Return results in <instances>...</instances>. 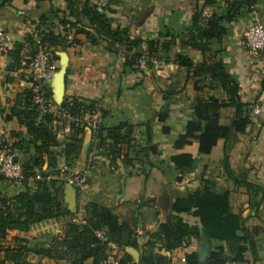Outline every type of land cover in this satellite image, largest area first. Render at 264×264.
Instances as JSON below:
<instances>
[{
  "label": "crops",
  "instance_id": "0c3cea01",
  "mask_svg": "<svg viewBox=\"0 0 264 264\" xmlns=\"http://www.w3.org/2000/svg\"><path fill=\"white\" fill-rule=\"evenodd\" d=\"M241 1L0 0V30L10 43L0 61V143L13 140V133H17L23 141L24 149L20 150L23 160L34 154L26 128L11 110L19 97L17 107H24L23 96L28 92L25 59L40 49L46 34L58 41L47 44L56 56L58 68L66 58L63 100L76 98L100 103L104 130L124 122L135 126L130 141L120 146V155L114 162L97 147L95 133L82 127L72 171L87 167L92 149L98 148L100 155L88 171L86 186L80 192L75 191V205L70 208L71 187L64 183L57 195L62 193L63 206L69 213L31 224L24 233L23 244L29 249L48 248L52 238L64 235L68 222L83 223L88 205L94 203L111 209L118 222L125 223L131 231L130 245L119 247L121 258L126 252L133 262L140 264L143 256L152 253L162 256L165 264H186V254L195 253L198 263L204 264L209 243L198 217L192 212L172 211L171 203L194 192L226 193L231 212L238 215L253 235V244L246 240L224 242V256L228 260L239 247L244 248L245 262L226 264H264V109L254 115L250 108L264 89V50L251 53L241 45L250 24H264V0H251L247 5L240 4ZM93 9L101 11L112 26L124 29L129 40L138 41L136 46H128V52L135 50L149 58L146 71L123 69L122 57L127 48L97 32L90 23L89 11ZM225 12L233 17L224 22L219 35L202 37L197 27L205 29L212 17ZM15 45H20L17 59L11 56ZM178 56L188 58L190 67L179 65ZM216 64L234 78L239 101L249 107L248 124L236 134L227 151L230 174L223 167V138L207 154L197 153L196 141L180 150L172 146L192 119V106L198 98L215 97L227 103L219 109L218 121L228 125L232 120L235 102L215 76L218 68L209 69ZM48 87L55 98L52 76ZM35 120L43 121V115L37 113ZM47 128L49 156L41 155L42 168L50 162L57 169L66 164L64 146L70 134L69 125L52 119ZM147 131L151 143L163 154L191 153L195 159L193 168L180 173L169 160L147 164L142 154L148 141ZM245 183L259 188L248 189ZM26 189L32 191L34 183L0 178V196L13 197ZM176 222L189 230L197 228L198 234L189 235L180 246L169 247L159 226ZM128 248H134L137 257ZM24 261L70 264L69 260L39 256L32 251L26 252ZM83 264L97 263L87 258ZM125 264L131 261L126 259Z\"/></svg>",
  "mask_w": 264,
  "mask_h": 264
},
{
  "label": "trees",
  "instance_id": "16d2710c",
  "mask_svg": "<svg viewBox=\"0 0 264 264\" xmlns=\"http://www.w3.org/2000/svg\"><path fill=\"white\" fill-rule=\"evenodd\" d=\"M250 1L242 0L240 4L247 5ZM89 17L91 25L94 26L97 32L111 38L119 46L127 48L122 57L123 69L140 70L135 65V60L139 56L146 58L149 68L150 61L144 53L135 50L131 53L128 52L130 50L128 46L132 45L134 47L138 44V41L129 40L124 29L119 26H112L109 19L101 11L93 9L89 11ZM232 17L233 15L230 12L212 17L205 29L197 27L199 31L201 30L200 35L206 39L216 34L219 35L224 22H229ZM56 42L58 41L46 34L42 37L40 49L48 51L51 57L56 59L54 52L49 50L47 45ZM18 47L20 45H15V50L11 53L13 59L18 58ZM28 57L25 59V65ZM177 62L181 66L190 67L189 59L186 57L178 56ZM217 68L218 71L215 76L219 78L223 89L230 95L231 101L235 102V113L232 120L228 125L220 124L218 121L219 109L227 106V103L215 97L198 98L192 106V119L186 123L183 133L173 140L172 146L175 150H180L184 146L191 144L192 141H196L197 153L207 154L216 141L223 138L225 140L223 167L230 174L227 151L235 141L236 134L245 130L248 124L247 114L249 107L239 101L234 78L224 72L220 64H216L214 67L209 66L212 71H216ZM47 95H52L48 86ZM23 98L25 101L23 109L17 107L19 106V97L15 107L11 110V114L16 116L19 119V123L26 128L27 134L30 136L28 144L34 149V154L28 160H23L21 157V163L26 176H33L36 171H39L43 179L33 181L34 189L32 191L26 189L13 197L0 196V264H4L6 261L11 264H27L24 261V257L28 251H32L39 256L66 259L70 261V264H83L87 258H92L98 264L104 255L105 248L96 238L95 230L105 229L108 238L119 247L130 245L128 238L131 231L125 223L118 222L116 215L111 209L94 203L88 205V216L83 223L68 222L65 225L64 235L52 238L51 245L48 248L29 249L23 244L25 242L24 233L27 232L31 224L69 213L63 206L62 193L57 195V190H61L64 182L58 179L45 178L47 174L55 172V169L52 168L54 167L53 163L49 162L45 169L42 168L41 155L47 154L49 156L47 147L50 132L47 128V123L52 121L53 118L46 114L43 115V121L37 122L35 120L37 111L28 101L29 91ZM94 103L73 98L64 99L61 106L68 109L70 114L74 116L85 109L91 108ZM6 117L8 118L9 115ZM59 120L65 121L69 125L70 134L64 146V156L65 163L72 165L78 154L80 138L77 136L82 134L84 125H81L80 121L73 118L67 121L64 119ZM134 129V124L125 122L105 130L100 127L95 132V137L98 140L97 147L105 151L111 162H114L120 155V146L130 141ZM103 132H105L104 136ZM147 135V144L142 148V154L147 164L158 165L169 160L180 173L193 168L195 159L191 153L163 154L157 145L151 143L149 131H147ZM106 140L108 141L106 142ZM22 143L23 141L19 135L13 133V140L1 142L0 147L2 145H10L20 153V150L24 149ZM25 149V152H28L27 147ZM0 178L3 177L0 176ZM26 182L27 180L25 179L22 183ZM244 186L254 190L259 188L251 183H245ZM191 208H194L193 211H191ZM171 210L175 212H192L198 217L209 243L204 264L245 262L244 248L242 247L237 249L230 260L224 256L225 241L246 240L253 244V235L249 228L240 221L238 215L231 212L226 193L220 195L213 192H194L185 198L176 199L171 203ZM159 230L167 240L169 247L180 246L189 235L197 236L198 234L197 228L189 230L180 222L173 223L170 226L161 224ZM126 259L131 261V264H137L124 252V256L121 258L123 264H125ZM185 260L186 264H200L195 253H187ZM140 264H165V260L160 255L149 253L141 258Z\"/></svg>",
  "mask_w": 264,
  "mask_h": 264
},
{
  "label": "built area",
  "instance_id": "2783aa9c",
  "mask_svg": "<svg viewBox=\"0 0 264 264\" xmlns=\"http://www.w3.org/2000/svg\"><path fill=\"white\" fill-rule=\"evenodd\" d=\"M251 4L249 7L252 8ZM243 45L251 53H260L264 50V24L252 23L243 33L241 40ZM10 43L6 34L0 30V61L1 57L9 50ZM135 65L142 71L148 69L147 60L144 56H139L135 60ZM26 72L28 75V101L40 115H50L54 120L75 119L80 121L91 132L95 133L101 126L103 113L100 103H94L91 108L81 111L80 114L72 116L68 109L57 103L52 95H47V86L49 78L58 70V65L55 59L51 57L46 50H37L32 53L26 62ZM264 89H262L253 103L250 105L251 112L254 115H259L264 109ZM99 150L94 148L88 156L87 167L79 172H73L72 165L62 164L55 169L54 173L46 175V179H58L64 183L71 185L75 191H82L87 184V174L89 169L99 159ZM21 154L18 150L10 145H2L0 147V176L4 179L22 183L27 181L42 180L43 176L39 171H36L33 176H26L21 163ZM96 238L104 245L105 251L103 257L98 264H123L119 254V246L108 238L105 229H97L94 232Z\"/></svg>",
  "mask_w": 264,
  "mask_h": 264
},
{
  "label": "water",
  "instance_id": "95a60500",
  "mask_svg": "<svg viewBox=\"0 0 264 264\" xmlns=\"http://www.w3.org/2000/svg\"><path fill=\"white\" fill-rule=\"evenodd\" d=\"M65 72H66V58L64 57L61 60V66L58 70L52 75L54 81V94L53 98L57 103H61L63 100V92L65 87ZM69 185V184H68ZM70 190L68 192L69 198V207L73 208L75 205V189L70 185ZM131 255L137 257V251L134 248H128L127 250Z\"/></svg>",
  "mask_w": 264,
  "mask_h": 264
},
{
  "label": "rangeland",
  "instance_id": "374dc122",
  "mask_svg": "<svg viewBox=\"0 0 264 264\" xmlns=\"http://www.w3.org/2000/svg\"><path fill=\"white\" fill-rule=\"evenodd\" d=\"M252 222H253V223H256L257 221H256V220H254V219H252ZM263 229H264V228H263ZM262 235H263V234H262Z\"/></svg>",
  "mask_w": 264,
  "mask_h": 264
}]
</instances>
